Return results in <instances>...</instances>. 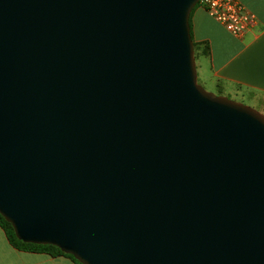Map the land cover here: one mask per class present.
Instances as JSON below:
<instances>
[{
    "label": "water",
    "instance_id": "1",
    "mask_svg": "<svg viewBox=\"0 0 264 264\" xmlns=\"http://www.w3.org/2000/svg\"><path fill=\"white\" fill-rule=\"evenodd\" d=\"M202 0H0V215L81 264H264V115L198 82Z\"/></svg>",
    "mask_w": 264,
    "mask_h": 264
},
{
    "label": "crops",
    "instance_id": "2",
    "mask_svg": "<svg viewBox=\"0 0 264 264\" xmlns=\"http://www.w3.org/2000/svg\"><path fill=\"white\" fill-rule=\"evenodd\" d=\"M238 1L258 25L244 37H236L199 6L192 17L195 60L204 83L218 95L249 101L264 110V0ZM0 264L76 263L63 256L20 251L0 227Z\"/></svg>",
    "mask_w": 264,
    "mask_h": 264
},
{
    "label": "built area",
    "instance_id": "3",
    "mask_svg": "<svg viewBox=\"0 0 264 264\" xmlns=\"http://www.w3.org/2000/svg\"><path fill=\"white\" fill-rule=\"evenodd\" d=\"M202 7L228 32L244 37L258 25L257 18L238 0H202Z\"/></svg>",
    "mask_w": 264,
    "mask_h": 264
},
{
    "label": "trees",
    "instance_id": "4",
    "mask_svg": "<svg viewBox=\"0 0 264 264\" xmlns=\"http://www.w3.org/2000/svg\"><path fill=\"white\" fill-rule=\"evenodd\" d=\"M202 6V3L200 2L197 4V6L193 9L191 16H190V29H191V36L194 42L193 37V30H192V17L195 12V10ZM194 47L196 48V44L194 43ZM0 227L5 231L6 236L11 243L12 246H14L16 249L24 252H30V253H38V254H46L50 255L52 257H67L73 260L76 264H81L78 262L73 256L67 255L63 253L59 248L52 246V245H35V244H28L20 241L14 232V229L11 224H9L1 215H0Z\"/></svg>",
    "mask_w": 264,
    "mask_h": 264
},
{
    "label": "rangeland",
    "instance_id": "5",
    "mask_svg": "<svg viewBox=\"0 0 264 264\" xmlns=\"http://www.w3.org/2000/svg\"><path fill=\"white\" fill-rule=\"evenodd\" d=\"M196 66H197V71H198V82H199V84L205 89V90H207L208 92H210V93H213V94H215V95H217V96H222V95H218V93L217 92H215V90H213V89H211V87L210 86H208V85H206L205 83H204V80H203V78H202V76H201V72H200V65H199V63L196 61ZM228 98V97H227ZM230 100H233V101H235V102H238V103H241V104H244V105H246V106H249V107H251V108H253V109H255V110H257L258 112H260L261 114H263L264 115V110L261 108V107H257L256 105H254L253 103H251V102H249V101H239V99H237V98H234V97H232V99L231 98H229Z\"/></svg>",
    "mask_w": 264,
    "mask_h": 264
}]
</instances>
